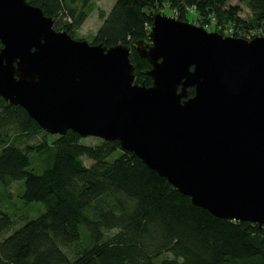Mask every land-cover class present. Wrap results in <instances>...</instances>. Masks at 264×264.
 <instances>
[{
	"label": "water",
	"instance_id": "1",
	"mask_svg": "<svg viewBox=\"0 0 264 264\" xmlns=\"http://www.w3.org/2000/svg\"><path fill=\"white\" fill-rule=\"evenodd\" d=\"M140 55L75 39L28 0H0V96L52 135L119 141L192 203L264 227V36L157 13ZM195 94L188 96V89Z\"/></svg>",
	"mask_w": 264,
	"mask_h": 264
},
{
	"label": "trees",
	"instance_id": "2",
	"mask_svg": "<svg viewBox=\"0 0 264 264\" xmlns=\"http://www.w3.org/2000/svg\"><path fill=\"white\" fill-rule=\"evenodd\" d=\"M28 1L72 37L94 9V0ZM231 1L117 0L109 13L100 11L93 44L128 46L136 82L150 86L152 66L138 48L151 43L154 16L162 8H173L186 22L195 12L203 27L235 37L264 34V0H245L249 19ZM194 94L189 88L188 96ZM40 135L43 141L28 144ZM82 138L72 130L46 132L23 107L0 96V186L24 181V202L45 206L17 228L20 222L0 200V264H264V227L194 205L119 141L85 145ZM48 145L50 160L37 174L31 157Z\"/></svg>",
	"mask_w": 264,
	"mask_h": 264
},
{
	"label": "rangeland",
	"instance_id": "3",
	"mask_svg": "<svg viewBox=\"0 0 264 264\" xmlns=\"http://www.w3.org/2000/svg\"><path fill=\"white\" fill-rule=\"evenodd\" d=\"M117 0H94V9L90 12L87 21L85 24L79 29L75 34V39H82L87 40L90 43H94L95 35L97 34V31L99 27L102 24V19L100 18V11H105L106 13H109L114 6L115 2ZM230 4L233 5H240L242 8V11L240 15L245 18L249 19L251 13L249 8L247 7L245 0H232ZM168 7V6H167ZM162 10V11H161ZM157 13H163L165 12L168 16H174L177 17L176 11L173 8H162ZM199 18L195 12L191 13V15L188 16V21L190 23H194L198 26H202L200 21L197 19ZM207 29V28H206ZM208 29H212L211 27ZM207 29V30H208ZM209 31H215V30H209ZM230 31V30H229ZM215 32H220L224 36H232L227 32V30L221 32L219 30H216ZM255 36H264L263 31H253L252 33L247 32H241V37L251 39ZM43 135L37 136L35 138L29 139L28 144L31 145H37L41 141H43ZM48 143L52 144L53 136L48 137ZM81 142L85 145H100L103 142V139L94 137V136H88L83 137ZM49 144V145H50ZM49 145L45 149L46 151L43 153H39L33 155L31 157L32 160V168L34 169V172L37 174H41L44 171V168L47 166L49 162V157L52 153V150L49 148ZM85 162L87 165H92V161L89 159H85ZM24 181H16L8 185V187L0 186V200L3 204L2 208L3 210L8 211L15 219H18L17 228H19L26 217H29V219H33L37 217L41 212L45 210V206L43 203H34V204H26L24 200L21 198V186H23ZM26 221V220H25ZM22 222V223H21Z\"/></svg>",
	"mask_w": 264,
	"mask_h": 264
}]
</instances>
